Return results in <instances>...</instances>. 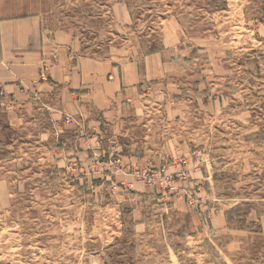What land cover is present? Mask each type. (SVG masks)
Instances as JSON below:
<instances>
[{
  "label": "rangeland",
  "instance_id": "374dc122",
  "mask_svg": "<svg viewBox=\"0 0 264 264\" xmlns=\"http://www.w3.org/2000/svg\"><path fill=\"white\" fill-rule=\"evenodd\" d=\"M0 2L139 73L103 117L0 114V264H264V0Z\"/></svg>",
  "mask_w": 264,
  "mask_h": 264
},
{
  "label": "crops",
  "instance_id": "0c3cea01",
  "mask_svg": "<svg viewBox=\"0 0 264 264\" xmlns=\"http://www.w3.org/2000/svg\"><path fill=\"white\" fill-rule=\"evenodd\" d=\"M4 10L0 2V90L4 92L0 93V114L8 128L39 124L41 113L51 122L79 108L85 118L91 110L103 117L114 101L126 99L125 87L139 82L138 65L132 59L122 64L119 77L115 65L89 58L68 30L45 28L40 13L6 16ZM261 28L264 31V24ZM143 64L149 75L171 66L157 52L146 54ZM43 73L47 80L40 79ZM21 89H35L40 100ZM88 101L92 108L84 107Z\"/></svg>",
  "mask_w": 264,
  "mask_h": 264
},
{
  "label": "trees",
  "instance_id": "16d2710c",
  "mask_svg": "<svg viewBox=\"0 0 264 264\" xmlns=\"http://www.w3.org/2000/svg\"><path fill=\"white\" fill-rule=\"evenodd\" d=\"M161 49L160 48H152L150 49L149 52L153 53V52H157V51H160ZM250 211H245L241 209L240 206H235L233 207L232 209H230L228 211V214H229V219H227V221H234L236 220V224L238 225L239 228H251L252 226V223L251 222H247L246 221V217L247 215L249 214ZM235 219V220H233ZM247 223V224H246Z\"/></svg>",
  "mask_w": 264,
  "mask_h": 264
},
{
  "label": "built area",
  "instance_id": "2783aa9c",
  "mask_svg": "<svg viewBox=\"0 0 264 264\" xmlns=\"http://www.w3.org/2000/svg\"><path fill=\"white\" fill-rule=\"evenodd\" d=\"M96 167H98V163H96ZM92 168H93V166H92Z\"/></svg>",
  "mask_w": 264,
  "mask_h": 264
}]
</instances>
